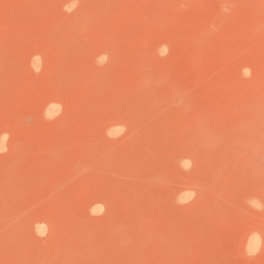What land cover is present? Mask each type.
<instances>
[{
    "label": "rangeland",
    "instance_id": "1",
    "mask_svg": "<svg viewBox=\"0 0 264 264\" xmlns=\"http://www.w3.org/2000/svg\"><path fill=\"white\" fill-rule=\"evenodd\" d=\"M5 132L0 264H264V0H0Z\"/></svg>",
    "mask_w": 264,
    "mask_h": 264
},
{
    "label": "clouds",
    "instance_id": "2",
    "mask_svg": "<svg viewBox=\"0 0 264 264\" xmlns=\"http://www.w3.org/2000/svg\"><path fill=\"white\" fill-rule=\"evenodd\" d=\"M8 140H9V134L8 133L5 132L3 134H0V153H4L7 151ZM257 251H258V248H257Z\"/></svg>",
    "mask_w": 264,
    "mask_h": 264
}]
</instances>
